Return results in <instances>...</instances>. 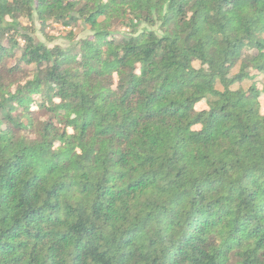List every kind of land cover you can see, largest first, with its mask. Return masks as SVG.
<instances>
[{"label": "trees", "instance_id": "obj_1", "mask_svg": "<svg viewBox=\"0 0 264 264\" xmlns=\"http://www.w3.org/2000/svg\"><path fill=\"white\" fill-rule=\"evenodd\" d=\"M0 264H264V0H0Z\"/></svg>", "mask_w": 264, "mask_h": 264}, {"label": "rangeland", "instance_id": "obj_2", "mask_svg": "<svg viewBox=\"0 0 264 264\" xmlns=\"http://www.w3.org/2000/svg\"><path fill=\"white\" fill-rule=\"evenodd\" d=\"M20 23L24 26L30 25L29 21L25 18L20 19ZM35 29L34 32L36 39L43 41L47 43L50 46H53L54 44H61L63 46H69L71 44V40L68 38L70 36H73L75 40L86 37L90 34L88 28L83 23H78L76 26L73 27H66L63 26L61 23H54L52 25H49L43 33L40 29V25L38 22H35ZM70 31L73 34H69ZM50 38H53L50 40ZM22 43L24 41L22 40ZM196 66H198V62L195 63ZM237 72V69L232 70L231 73ZM262 77V76H261ZM263 79V77L261 78ZM250 82V81H249Z\"/></svg>", "mask_w": 264, "mask_h": 264}]
</instances>
